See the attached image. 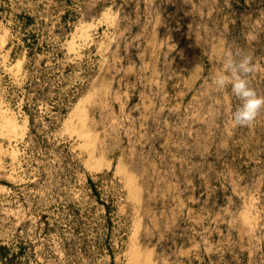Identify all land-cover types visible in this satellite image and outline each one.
Here are the masks:
<instances>
[{
	"label": "rangeland",
	"instance_id": "rangeland-1",
	"mask_svg": "<svg viewBox=\"0 0 264 264\" xmlns=\"http://www.w3.org/2000/svg\"><path fill=\"white\" fill-rule=\"evenodd\" d=\"M187 2L0 0V264H264V108L232 123ZM200 8L264 97V0Z\"/></svg>",
	"mask_w": 264,
	"mask_h": 264
},
{
	"label": "clouds",
	"instance_id": "clouds-1",
	"mask_svg": "<svg viewBox=\"0 0 264 264\" xmlns=\"http://www.w3.org/2000/svg\"><path fill=\"white\" fill-rule=\"evenodd\" d=\"M253 71L251 57L240 51H226L222 57V66L212 77L211 83L217 89L231 86V93L238 98L239 104L231 114L234 125H250L262 108L264 97L257 94L248 78Z\"/></svg>",
	"mask_w": 264,
	"mask_h": 264
},
{
	"label": "crops",
	"instance_id": "crops-1",
	"mask_svg": "<svg viewBox=\"0 0 264 264\" xmlns=\"http://www.w3.org/2000/svg\"><path fill=\"white\" fill-rule=\"evenodd\" d=\"M205 1L206 0H188L187 4L189 5V8L186 10H181V12L179 13L180 20L177 25L178 26L177 29L179 28L178 42L179 43L184 42L190 54H191V46L197 47V45L198 46L203 45L209 47L207 51V56H208L207 61L211 66L212 65L215 66V64L222 63V57L226 52L227 43H229L233 35L232 30L234 29V25H230V23H224L223 25L220 26L218 32L215 33L213 37H210L211 29L208 27H203L202 29H200L199 32H197V29L195 27V22L199 18L203 17V15H205V12L200 8L203 2ZM211 1L215 3L217 2L219 3L220 0L219 1L211 0ZM156 13H160V11ZM170 14L171 12H167V16H169ZM158 15L159 14H155V18H158ZM155 39H156L155 45L158 46L159 42L162 41V38L160 37V35H157ZM218 46H220L221 49L218 53H216Z\"/></svg>",
	"mask_w": 264,
	"mask_h": 264
},
{
	"label": "bare ground",
	"instance_id": "bare-ground-1",
	"mask_svg": "<svg viewBox=\"0 0 264 264\" xmlns=\"http://www.w3.org/2000/svg\"><path fill=\"white\" fill-rule=\"evenodd\" d=\"M136 232V231H135ZM136 236V235H135ZM137 251V250H136ZM137 253V252H136ZM138 254V253H137ZM136 255V254H135ZM135 261V260H134ZM148 262V261H147Z\"/></svg>",
	"mask_w": 264,
	"mask_h": 264
}]
</instances>
